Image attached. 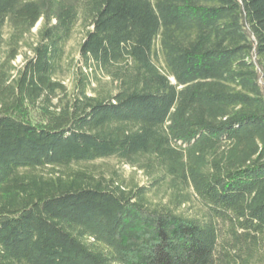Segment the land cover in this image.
Returning <instances> with one entry per match:
<instances>
[{"label":"trees","instance_id":"obj_1","mask_svg":"<svg viewBox=\"0 0 264 264\" xmlns=\"http://www.w3.org/2000/svg\"><path fill=\"white\" fill-rule=\"evenodd\" d=\"M0 264H264V0H0Z\"/></svg>","mask_w":264,"mask_h":264},{"label":"rangeland","instance_id":"obj_2","mask_svg":"<svg viewBox=\"0 0 264 264\" xmlns=\"http://www.w3.org/2000/svg\"><path fill=\"white\" fill-rule=\"evenodd\" d=\"M37 33L35 29L32 32V36L29 38L33 40V36ZM84 34L82 30H78L71 42L68 45V54L73 59H78V48L83 40ZM25 52V49H24ZM22 62V56L18 58L16 61V65H20ZM66 84L70 86V79H66ZM95 168L99 170L101 173L105 174L106 176L113 175L114 177L120 176L127 182H135L140 186H144L148 184V178L144 175V173L136 168L131 167L125 163H119V161L115 159L103 160L95 162Z\"/></svg>","mask_w":264,"mask_h":264}]
</instances>
